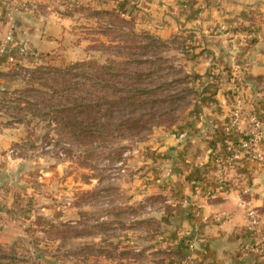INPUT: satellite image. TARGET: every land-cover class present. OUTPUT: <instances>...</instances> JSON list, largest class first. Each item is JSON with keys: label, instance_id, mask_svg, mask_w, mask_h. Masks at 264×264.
<instances>
[{"label": "rangeland", "instance_id": "obj_1", "mask_svg": "<svg viewBox=\"0 0 264 264\" xmlns=\"http://www.w3.org/2000/svg\"><path fill=\"white\" fill-rule=\"evenodd\" d=\"M91 3H23L28 44L21 45L30 54L18 48L12 60L0 52V264H195L186 258L189 238L176 224L163 161L151 149L197 104L184 37L161 39L158 60L141 57L154 61L139 69L154 72L145 88L158 103L139 111L113 100V118L93 113L101 125L94 127L89 111L67 109L89 98V62L104 64V54L121 50L108 41L113 19L104 13L111 10ZM46 22L60 24L61 33H51L55 47L40 50L31 40ZM4 32L0 22V38ZM76 64L82 65L68 70ZM129 119L139 129L127 130ZM263 232L225 264H264Z\"/></svg>", "mask_w": 264, "mask_h": 264}, {"label": "crops", "instance_id": "obj_2", "mask_svg": "<svg viewBox=\"0 0 264 264\" xmlns=\"http://www.w3.org/2000/svg\"><path fill=\"white\" fill-rule=\"evenodd\" d=\"M32 1L50 0H0V22L5 27L0 42L6 35L13 39L5 54L8 59L18 57L17 49L28 44L19 6ZM91 2L111 11L121 9L137 28L162 40L184 37L185 66L197 89V104L184 123L158 134L151 149L163 161L169 201L177 207L176 224L183 225L185 237L194 245L191 257L198 264L234 260L264 231V215L259 211L264 208V163L241 157L225 171L217 160L228 155L224 130L232 97L242 115L254 114L262 123L264 156V0ZM47 23L31 40L40 50L52 48L57 40L51 35L61 33L60 24ZM4 24L14 28L13 34ZM249 211L255 212L257 226L250 225Z\"/></svg>", "mask_w": 264, "mask_h": 264}, {"label": "trees", "instance_id": "obj_3", "mask_svg": "<svg viewBox=\"0 0 264 264\" xmlns=\"http://www.w3.org/2000/svg\"><path fill=\"white\" fill-rule=\"evenodd\" d=\"M78 6L79 5L75 6V8ZM104 14L111 20H114H112V22L110 21L107 26L108 28H106V30L111 29L113 33V37L107 40L117 41L119 43L117 46L121 51L108 56L104 54L105 57H107L104 64H99L96 61L89 62L87 65L89 71H94L93 74L89 75V88L87 90L89 98L71 104L70 107L73 108L67 109L75 111V114L89 111V120L95 125V122L98 121L99 118L97 119L94 117L93 119L91 115L93 113H98V116H101L100 120H105L109 117L113 118L115 112L113 110L114 102L122 105L125 109L139 111H145L144 109L149 111L152 105L154 106V104L158 103L157 99H148L151 94H148L145 88L147 86V83H145L146 79L150 80L154 72H149L148 70V72L145 73L143 69L141 70L139 67L147 64L153 65L154 61L142 60L141 57L149 55L151 58L158 60L160 54L156 53L159 48H164L165 46V42L160 38L146 31L136 33L134 20L132 18H126L121 9L105 12ZM109 37V34H107V38ZM145 39L151 41L152 44L139 43V40ZM101 46H104V43H102ZM93 52L100 51L96 49ZM81 65L82 64H76L68 68V70L71 71L75 69L76 66ZM120 72L122 74H119ZM120 77H123V82L118 80ZM182 100L183 98H178L170 102L174 103ZM131 116H134V113ZM127 124V130L129 131L139 129L140 127L138 126L137 119H129V123ZM97 126L101 125H96L94 127ZM259 211L261 212V210ZM192 263L198 264L197 260L194 258H192Z\"/></svg>", "mask_w": 264, "mask_h": 264}, {"label": "built area", "instance_id": "obj_4", "mask_svg": "<svg viewBox=\"0 0 264 264\" xmlns=\"http://www.w3.org/2000/svg\"><path fill=\"white\" fill-rule=\"evenodd\" d=\"M11 44V37L6 35L4 40L0 42V52L7 54ZM19 54L28 55L30 54L29 49L22 46L19 49ZM231 99L233 100V103L230 110L229 122L224 130L228 155L222 160H217L225 168V171L230 170L233 167L234 162L241 157L264 163V156L261 151V144L263 141L262 123L254 114L248 116L242 115L239 103L234 97ZM242 127H245V131H243ZM235 197L239 199V195H236ZM247 215L249 217L250 225L257 226L258 218L255 212L249 211ZM193 249V243L189 242L187 259H192L191 256Z\"/></svg>", "mask_w": 264, "mask_h": 264}]
</instances>
